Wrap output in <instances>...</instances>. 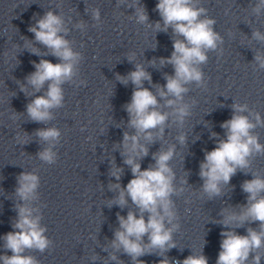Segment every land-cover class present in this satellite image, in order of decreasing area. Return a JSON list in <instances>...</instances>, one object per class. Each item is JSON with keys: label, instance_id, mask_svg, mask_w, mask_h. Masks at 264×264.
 I'll list each match as a JSON object with an SVG mask.
<instances>
[{"label": "clouds", "instance_id": "obj_1", "mask_svg": "<svg viewBox=\"0 0 264 264\" xmlns=\"http://www.w3.org/2000/svg\"><path fill=\"white\" fill-rule=\"evenodd\" d=\"M261 9H264V0H258L255 7L257 12ZM155 10L162 21L155 22V30L167 32L171 28L173 36L176 37L173 39L171 56L160 58L161 64L173 66L174 75L165 77L166 84L163 88L157 86L161 98H175L166 101L172 106L187 92L185 84L202 81V72L197 65L206 62L205 50L215 49L220 37L212 28L215 21L210 18L202 19L205 10L197 6L194 0H158ZM93 15L95 19H99L98 11ZM136 16L139 23L148 21L143 5L136 7ZM28 31L34 34L38 43L49 50L48 54L60 61H33L35 71L25 78L37 92L48 84L46 93L35 96L26 107L31 121L44 123L52 118L51 109L62 105V85L75 75V66L80 57L62 34L65 32L62 18L53 11H47L37 19L29 26ZM253 35L264 40V35L259 32ZM31 51L36 55L40 54L38 49L32 48ZM255 59L264 67V58L257 55ZM118 78L124 84L131 81L134 85L131 101L125 105V109L129 115V126L135 129V134L125 132L122 142V154L126 156L124 163L130 167L132 178L124 187L119 183L111 187L119 190L115 203L123 207L130 199L140 211L137 214L130 210L126 217L117 213L119 228L114 233L112 246L116 249L122 248L132 258L133 264H145L139 257L152 254L153 249L158 250L157 254L163 257L159 264H208L203 252L189 255L183 261L170 260L163 255L170 248L176 247L173 232L179 227L172 223L175 212L170 199L174 192V174L169 167V161L173 157L174 149L169 148L154 154L155 165L146 169H141L138 158L148 153L147 147L140 143L141 137L152 142L153 131H163L162 126L168 114L158 110L157 94L143 87V81H150L151 77L141 65L137 64L134 71ZM21 91H26L23 86ZM232 107V118L221 124L225 129V138L218 139L216 147L205 152V159L200 165V177L204 179L203 190L209 196L219 195L221 183H229L237 169L249 168L254 155H264V145L259 142V136L254 134L257 126L264 127V120L258 113L251 114L255 122L249 116L243 115L247 110L246 105L233 104ZM175 113L182 121L188 114L187 105L177 107ZM36 135L51 143L58 139L60 133L52 127L38 129ZM217 135L213 133V136ZM179 139L182 143L185 141L183 136ZM37 155L48 163L55 159L51 148H46ZM122 173V168H114L111 175L119 181ZM17 184L16 195L21 201H27L32 198L37 188L38 177L22 172L17 178ZM242 188L247 194V203L241 206L239 213L230 212L222 221L225 230L220 233L222 240L216 264H249L250 257L251 264H260L264 256V177L254 175L251 180L243 182ZM15 207L17 217L12 224L13 231L3 236V248L12 254L0 255V261L2 264H38L33 256L25 255V252L30 249L44 251L49 246L50 241L44 235L45 228L40 226L39 217L33 216L31 208L23 204ZM145 212L148 213L147 219L144 217ZM165 220L171 227L166 226ZM254 222H258V228L249 227L246 235H240L233 229V225L240 227ZM112 259L116 257L113 256Z\"/></svg>", "mask_w": 264, "mask_h": 264}]
</instances>
